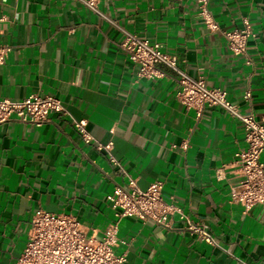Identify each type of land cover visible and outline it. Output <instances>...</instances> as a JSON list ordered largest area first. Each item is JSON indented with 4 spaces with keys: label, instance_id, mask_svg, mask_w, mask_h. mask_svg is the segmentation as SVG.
<instances>
[{
    "label": "crops",
    "instance_id": "obj_1",
    "mask_svg": "<svg viewBox=\"0 0 264 264\" xmlns=\"http://www.w3.org/2000/svg\"><path fill=\"white\" fill-rule=\"evenodd\" d=\"M99 7L264 120V0H209L216 30L206 27L196 0H100ZM245 20L255 37L247 56H237L224 31ZM123 39L78 0H0V44L11 48L0 65V97L53 95L68 111L42 126L0 123V264H17L40 211L73 214L102 237L115 219L107 195L129 177L142 189L162 180L164 200L203 220L219 244L190 233L178 214L170 228L125 217L114 251L131 264H264V207L245 211L230 197L241 178L243 124L217 106L200 117L187 110L176 97L178 75L165 65L162 77L138 78ZM82 119L97 141L112 143L126 173L85 143L74 123Z\"/></svg>",
    "mask_w": 264,
    "mask_h": 264
},
{
    "label": "built area",
    "instance_id": "obj_2",
    "mask_svg": "<svg viewBox=\"0 0 264 264\" xmlns=\"http://www.w3.org/2000/svg\"><path fill=\"white\" fill-rule=\"evenodd\" d=\"M78 1L121 30L124 35L121 47L137 65L138 78L162 77L164 73L159 66L165 65L178 75L180 89L176 97L187 110H195L200 117L206 106H217L243 124L246 146L236 153L235 163L239 167L241 178L231 187V201L242 205L245 211L255 205L264 207V120H258L253 111H242L228 98L227 91L209 87L204 79L189 76L178 66L177 57L164 51L161 43H151L120 27L100 10V0ZM196 1L206 27L210 30L218 29L209 8V0ZM224 36L233 54L247 56L248 42L255 37V33L250 22L245 20L243 28L224 31ZM10 51L9 46L0 44V65L5 63ZM245 99L251 100V91L246 92ZM54 113H68L57 96L32 94L24 99L0 97V123L15 118L42 126L51 121ZM74 123L86 144H94L97 149L106 151L111 163L126 173L111 152L112 143L102 144L97 141L88 130L85 119L75 120ZM163 189L162 180H156L142 189L137 179L132 177H129L125 186H117L107 195L115 219L104 229L100 238L89 234L73 214L46 211L36 213L17 264H131L126 254L119 255L114 251L120 241L119 223L125 217H136L170 228L174 216L178 214L190 233L219 247L208 225L203 220H196L186 214L173 198L171 201L164 200Z\"/></svg>",
    "mask_w": 264,
    "mask_h": 264
}]
</instances>
